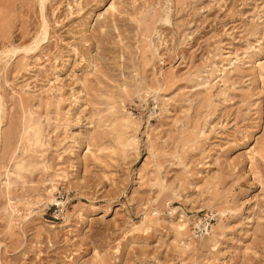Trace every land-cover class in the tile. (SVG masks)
Here are the masks:
<instances>
[{
    "label": "rangeland",
    "instance_id": "374dc122",
    "mask_svg": "<svg viewBox=\"0 0 264 264\" xmlns=\"http://www.w3.org/2000/svg\"><path fill=\"white\" fill-rule=\"evenodd\" d=\"M0 56V264H264V0H0Z\"/></svg>",
    "mask_w": 264,
    "mask_h": 264
},
{
    "label": "built area",
    "instance_id": "2783aa9c",
    "mask_svg": "<svg viewBox=\"0 0 264 264\" xmlns=\"http://www.w3.org/2000/svg\"><path fill=\"white\" fill-rule=\"evenodd\" d=\"M62 188V187H60ZM66 194L67 191H63L62 189L57 192V194L53 197V200L51 201L48 208L50 209V212L52 213L53 218H58L60 216L64 209L66 204ZM217 216V212L213 210H208L202 213V215L199 217L196 224H194L192 228V233L194 235H201L208 231L210 228L211 223L214 221V219Z\"/></svg>",
    "mask_w": 264,
    "mask_h": 264
},
{
    "label": "bare ground",
    "instance_id": "6f19581e",
    "mask_svg": "<svg viewBox=\"0 0 264 264\" xmlns=\"http://www.w3.org/2000/svg\"><path fill=\"white\" fill-rule=\"evenodd\" d=\"M41 3L43 2V1H40ZM42 5V4H41ZM46 27V26H45ZM45 27H44V29H43V31H42V33H41V39L44 37V34H45ZM18 49H15V48H4L2 51H1V56L2 55H7V54H9V53H13V52H15V51H17ZM20 50V49H19ZM21 50H23V51H25V50H27V49H25V48H22ZM1 56H0V58H1ZM1 101V100H0ZM2 102H3V100H2ZM1 104V103H0ZM3 104V103H2ZM1 106V105H0ZM2 108V107H1ZM3 119V118H2Z\"/></svg>",
    "mask_w": 264,
    "mask_h": 264
}]
</instances>
